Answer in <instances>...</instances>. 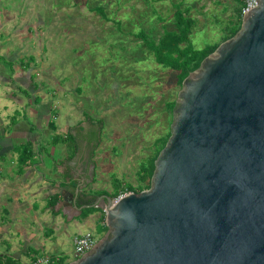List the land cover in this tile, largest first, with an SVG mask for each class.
I'll use <instances>...</instances> for the list:
<instances>
[{"label": "water", "instance_id": "water-1", "mask_svg": "<svg viewBox=\"0 0 264 264\" xmlns=\"http://www.w3.org/2000/svg\"><path fill=\"white\" fill-rule=\"evenodd\" d=\"M180 87L149 188L59 202L107 226L65 264H264V0Z\"/></svg>", "mask_w": 264, "mask_h": 264}, {"label": "rangeland", "instance_id": "rangeland-1", "mask_svg": "<svg viewBox=\"0 0 264 264\" xmlns=\"http://www.w3.org/2000/svg\"><path fill=\"white\" fill-rule=\"evenodd\" d=\"M174 1L191 7L196 24L190 41L196 49L221 43L223 27L237 7L236 0H0V42L34 44L36 52L48 56L55 44L61 49L54 52L60 64L53 68H73L82 75L81 81H94V112L103 120L102 139L94 143V153L98 164L103 162L107 187L115 189L119 183L136 187L139 162L161 131L155 113L164 100H176L181 88L175 72L156 65L134 36L144 29L157 39L163 25L159 17L171 16ZM95 6L110 19L93 10ZM166 25L172 27L170 22ZM98 225L93 215L78 230L101 239L107 230H98ZM59 246L68 262L75 259L69 241Z\"/></svg>", "mask_w": 264, "mask_h": 264}, {"label": "crops", "instance_id": "crops-1", "mask_svg": "<svg viewBox=\"0 0 264 264\" xmlns=\"http://www.w3.org/2000/svg\"><path fill=\"white\" fill-rule=\"evenodd\" d=\"M52 48L48 56L34 44L0 42V256L21 264L42 254L67 263L60 243L73 247L83 222L93 215L100 222L103 210L82 218L59 203L77 184L83 205L115 191L94 153L103 128L94 81H81L73 68H53L61 49Z\"/></svg>", "mask_w": 264, "mask_h": 264}, {"label": "trees", "instance_id": "trees-1", "mask_svg": "<svg viewBox=\"0 0 264 264\" xmlns=\"http://www.w3.org/2000/svg\"><path fill=\"white\" fill-rule=\"evenodd\" d=\"M237 7L235 9V15L229 19L226 25L223 27V34L221 35V42L234 36L241 26L242 12L241 9L245 5V0H236ZM183 3L179 1L172 2V13L165 17H159L160 23L162 22V33L158 38H153L144 29H139L134 32V36L145 44L146 49L152 56V59L156 65L161 69H170L175 72L176 85L181 86L183 79L193 70L198 68L201 61L220 44L213 42L206 44L200 49H196L192 46L190 35L196 24V19L190 15V6H182ZM100 15L109 20L105 14L104 9L101 6H95L93 8ZM172 24V27L168 28L167 22ZM165 22V23H164ZM117 28H120L121 21H115ZM176 105V100L170 97L164 100L162 109L155 113V123L161 120L160 133L155 135L152 142L146 147V156L140 160L137 170V185L136 187L131 184H127L122 187L119 183L115 188V191L111 194L112 197H116L119 192L134 191L140 192L149 188L150 179L154 171V161L159 154L160 150L165 146V143L170 136V124L173 117V108ZM159 115V116H158ZM159 117V118H158ZM99 123H103L99 121ZM97 132L94 130V137H97ZM70 143V141H69ZM117 180L116 178H114ZM94 211H101L99 208H85L82 210L80 217L84 218ZM105 213H102L100 218V225L98 230L106 231L107 226L104 220ZM64 259H59L56 264H65ZM0 264H21L15 262V260L0 256Z\"/></svg>", "mask_w": 264, "mask_h": 264}, {"label": "built area", "instance_id": "built-area-1", "mask_svg": "<svg viewBox=\"0 0 264 264\" xmlns=\"http://www.w3.org/2000/svg\"><path fill=\"white\" fill-rule=\"evenodd\" d=\"M257 6V0H245V5L242 7V16ZM130 191L119 192L114 198V201L119 199L124 194ZM99 239L91 231L79 232L73 237V250L75 259L84 255L86 252L91 250ZM59 260L58 257H52L47 254H42L36 257L31 264H56Z\"/></svg>", "mask_w": 264, "mask_h": 264}]
</instances>
